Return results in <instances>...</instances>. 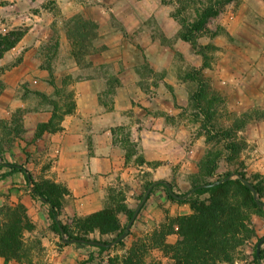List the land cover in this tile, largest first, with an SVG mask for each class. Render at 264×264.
Returning <instances> with one entry per match:
<instances>
[{"label": "rangeland", "instance_id": "1", "mask_svg": "<svg viewBox=\"0 0 264 264\" xmlns=\"http://www.w3.org/2000/svg\"><path fill=\"white\" fill-rule=\"evenodd\" d=\"M58 1L61 2L60 0H0V42L3 38H13L10 36L11 33L23 32V38L38 22H35L33 16L37 17L42 13L41 10H45L52 17L53 22L50 25L51 39L46 45L45 58H43L44 65L52 63L50 60L54 59L57 53L58 38L61 33L65 32L70 43L72 42L68 36L69 25L73 26L77 23L80 26L87 25L88 35L83 43L87 46V55L96 50L95 44L98 40L100 41L99 50H102L97 24L85 18L82 12L68 17L63 15ZM77 1L84 3L80 5L84 7L94 3L102 6L105 15L111 20L117 11L120 14L126 12V21L131 28L129 32L134 35L131 43L135 46L137 40L144 37L145 34L141 29L133 31L132 27L136 23L133 19L129 20L130 9L127 6L113 5L112 0ZM180 1L187 6L185 11L182 10ZM209 1L156 0L164 7V12L168 13L177 24L178 30L179 24L172 17L173 12L179 9L182 15L188 17L194 7L199 8L203 4H208ZM211 3H215V0H211ZM215 9L217 15L208 20L202 32L194 35L196 49L178 39L177 36L166 37L153 18L145 23L153 31V37L157 38L163 47L164 66H169L167 71H158L154 77L173 80L172 85H167L165 89L162 88V91L168 90L170 93L169 90L172 92L176 90V93H171L172 96L168 94L166 98L163 96L160 99L158 105L162 106V110L156 112L164 118L165 122L177 124L189 131L191 138L188 143L190 142L191 146L196 143L195 141L201 143L203 153L200 157H197L196 152L193 155L194 150L190 152L189 160L195 157L193 164L179 163L173 168H161V171L157 173L156 169L161 164L146 163V166H143L144 160L140 159L141 157L133 161L132 156L136 155L137 151L130 146L128 148L131 163L138 171L132 173L133 178L128 181L122 178L108 184L101 193L99 208L86 214L72 213L67 208L71 206L72 200L68 198L70 192L65 185L54 183L29 171L36 182L41 183L46 180L66 189L67 193L61 194L62 197L59 199L61 203L59 220L66 226L69 235H82V229H88L84 220L106 209H111L115 213L122 231L127 223L126 211L136 209L145 188L156 181L167 182L172 193L182 195L190 191L198 182H214L225 178L235 181L238 179V174H242L250 183L258 187L259 194L255 197L264 203V0H235L224 6H215ZM89 25H93L94 28L91 29ZM166 30L169 31L167 28ZM136 49L140 52L139 56L142 54V57H139L141 65L138 69L141 88L146 93H152L154 90L150 89L146 81L153 76L149 66H154L155 63L148 60L140 45H137ZM87 55L79 62L77 61L78 64L86 65ZM42 67L51 72L52 66ZM10 70L11 66H0V163L13 160L12 148L17 139H21L25 133L20 121L22 111H12L11 99L15 96L27 98L35 93L26 87L19 89L9 86L11 80L8 78L11 74L8 72ZM187 73L195 75L196 81H184L183 76ZM4 76H7V79ZM64 85V89L55 90L58 96L55 101L45 99L50 102L49 105L56 116L53 115L52 121L55 125L58 124L59 117L63 115L65 109L72 104L71 93L66 86L67 80H64ZM201 87L205 92L206 100L203 111L197 108L195 101L192 100L194 93L201 90ZM151 103L150 99V104H146L152 106ZM55 104H58L61 110ZM163 108H171V115ZM121 131H124V128H121ZM226 131H231L229 139L219 137L206 144L207 134L213 136ZM232 141L239 142L242 150L238 154L229 156L225 146ZM122 146L126 149L124 133ZM209 152L220 156L217 170L212 176H209L208 170L202 167ZM137 164L143 167L139 169L136 167ZM208 198V194L199 197L200 200ZM28 199L27 203L31 205L30 212L25 205ZM19 205L26 208L29 222L25 226L21 239L23 249L0 252V264H79L88 260L90 255L94 258L93 264H123L126 261V251L138 238L157 233L160 237H164L166 244H175L178 241V235L171 233L165 236V233L176 229V225H172L173 220L191 214L189 204H179L168 200L165 190L157 187L131 227V235L125 237L121 245L114 244L108 251L101 252L96 248H87L75 243L65 244L60 235L52 229V223L47 215L48 206L31 197L30 187L18 175L9 173L6 167L2 168L0 169V210L4 207L17 208ZM251 227L254 236L244 247L246 263L239 264H251L254 248L264 237V208L253 210ZM118 233L101 235L95 229L89 230L85 237L111 243L117 239ZM66 239L65 235L63 240ZM261 249L264 250V244ZM151 256L162 264L168 262L159 248L153 250ZM260 264H264V260Z\"/></svg>", "mask_w": 264, "mask_h": 264}, {"label": "crops", "instance_id": "2", "mask_svg": "<svg viewBox=\"0 0 264 264\" xmlns=\"http://www.w3.org/2000/svg\"><path fill=\"white\" fill-rule=\"evenodd\" d=\"M60 1L58 5L63 15L68 17L82 12L85 18L97 24L102 50H99L98 40L96 50L86 57L87 64H78L63 32L58 38L57 53L50 60L52 63L44 65L53 19L45 10H41L37 17L33 16L38 22L0 58V66H11L9 86L26 87L36 93L27 98L15 96L11 99L12 111H22L20 121L25 133L17 139L11 152L13 160L8 163L21 165L36 176L65 185L70 192L68 198L72 200L67 208L72 213L86 214L99 208L101 193L108 184L122 178L128 181L133 178L132 173L138 171L131 163L128 147L137 151L132 156L133 161L141 157L143 166L146 163L161 164L157 173L161 168H173L179 163L193 164L195 157L189 160V155L194 150L193 155L196 152L200 157L203 149L199 141L192 146L188 143L189 131L165 122L156 112L162 110L158 103L163 96L166 98L168 94L176 93V90L162 91L172 85L173 80L154 77L158 71H167L169 66H164L163 47L145 24L153 18L166 37L177 36V24L164 12V7L156 0H112L113 5L130 9L129 20L136 23L133 31L141 29L145 34L134 46L126 12L120 14L117 11L111 20L102 6L95 3L84 7L80 6L84 3L77 0ZM137 45L143 48L148 60L155 63L149 66L153 76L146 81L154 90L152 93L141 88L138 69L142 54L139 56ZM42 66H52L51 72ZM64 80H67L66 86L71 93L73 111L63 115L56 125L57 130L40 133V126L54 120L49 101L58 97L56 89H64ZM150 99L152 106L146 104H150ZM164 109L170 114L171 108ZM122 132L126 135V149L122 146ZM143 166L136 165L139 169ZM7 170L25 183L21 173ZM27 202L29 199L25 205L30 212L31 205Z\"/></svg>", "mask_w": 264, "mask_h": 264}, {"label": "trees", "instance_id": "3", "mask_svg": "<svg viewBox=\"0 0 264 264\" xmlns=\"http://www.w3.org/2000/svg\"><path fill=\"white\" fill-rule=\"evenodd\" d=\"M233 1L235 0H215V3H211L210 0L208 4H203L199 8L194 7L188 17L182 15L181 10L177 9L176 12L172 13V17L179 24L177 38L190 44L193 49H196L194 35L202 32L208 20L217 15L215 6H224ZM180 6H182L183 11L187 9V6L182 1H180ZM89 27L91 29L94 28L93 25H89ZM87 35L86 24L82 26L78 25V23L73 26L69 25L68 36L72 41V55L78 62L88 54L87 46L83 44ZM10 36H13V38H3L0 42V58L20 41L23 32L11 33ZM183 80L186 82L191 80L196 81V78L192 73H187L183 76ZM51 84L53 83L51 82ZM192 100L195 101L196 107L203 111V105L206 100L202 87L201 90L194 93ZM56 105L58 106V104ZM72 111L73 105L71 104L65 109L63 115L70 114ZM53 115L56 117L55 114ZM62 116L59 117V121L62 119ZM57 129L58 126L53 124V122L39 127L40 132L54 131ZM219 137L227 140L231 137V131H226L222 134L216 133L213 136L207 134L206 144ZM225 147V151L229 153V156L238 154L242 150L241 144L235 141L229 142ZM219 159L220 156L218 154L208 153L207 159L202 167L208 170L209 176L215 174ZM5 167L9 168L12 172L21 173L25 183L30 187L31 197L48 206L47 215L52 223V229L60 235L63 242V237L65 235L67 236L66 242H64L65 244L73 243L72 241L74 240H83V243L77 242L75 244L87 248H96L101 252L108 251L110 247L107 245L110 243L90 240L85 237V234L89 230L94 231L97 229L101 235L119 232L116 237L118 238L126 230V237H128L131 235V227L134 225L135 220L145 207L155 188L162 187L166 192L168 200L172 202L189 204L191 214L177 218L175 221L173 220L172 225H176V229L169 230V232L165 233V236L171 233L178 235L179 238L175 244H166L164 237H160L157 233H153L144 238H138L126 251V261L123 264H162L151 256L152 251L158 248L163 251V255L168 261L166 264L246 263L244 247L254 236V231L251 227V216L253 215L254 209L264 208L258 206L256 203L257 199L255 195L259 194L258 187L250 183L242 174H238V179L235 181L227 178L216 180L214 182L221 181V183L210 188H201L200 186L214 182H198L190 191L182 195H176V197L171 195V190L166 186L167 182L156 181L150 183L145 188L144 191L146 192L151 187L150 193L141 206L130 229H127V227L136 209L126 211L127 223L122 231H120V225L115 213L111 209H106L84 220L88 229H82V235L71 236L66 226L59 220L61 209L59 199L67 193L66 189L46 180H43L41 183L36 182L32 174L21 165L1 162L0 169ZM244 182L251 184L254 187V191H251ZM145 192L141 196L140 202L143 200ZM206 194L209 195L208 199H199V197ZM26 212V208L23 205H19L17 208L4 207L0 210V252L9 250L21 251L23 249L21 239L25 226L29 223ZM88 242L93 243L89 244ZM117 244L121 245L122 240ZM263 260L264 250L260 249L257 255L255 246L251 264H260ZM93 261L94 258L90 255L88 260L79 264H93Z\"/></svg>", "mask_w": 264, "mask_h": 264}, {"label": "water", "instance_id": "4", "mask_svg": "<svg viewBox=\"0 0 264 264\" xmlns=\"http://www.w3.org/2000/svg\"><path fill=\"white\" fill-rule=\"evenodd\" d=\"M220 183H221V181H217V182H214V183H211V184H205V185H202V186H200V187H201V188H210V187L215 186V185L220 184ZM244 184H245V185H246L251 191H254V187H253L251 184H249L248 182H244ZM166 186H167V188L170 190V186H169L168 184H167ZM150 189H151V187L145 192V195H144V197H143V200L140 202V204H139L138 207L136 208V210H135V212H134V214H133V216H132V218H131V221L129 222V225H128L127 229H130V227L132 226V223L134 222V220H135V218H136V216H137V214H138V212H139L141 206L143 205V203L145 202L147 196H148L149 193H150ZM171 195H172L173 197H176V195H175L174 193H172V192H171ZM256 203H257L258 206H260V207H264V203H262V202H260V201H258V200H256ZM125 237H126V233L122 234L119 238H117L116 240H114V242L108 244L107 246H108V247H111V246H113L114 244H117L119 241L123 240ZM64 242H66V240H64ZM72 242H73V243H77V242H82V243H83L84 241H83V240H74V241H72ZM88 243H89V244H92L93 242H88ZM263 244H264V237H263L262 239H260V240L258 241L257 245H256V253H257V255L259 254L260 249H261V246H262Z\"/></svg>", "mask_w": 264, "mask_h": 264}]
</instances>
